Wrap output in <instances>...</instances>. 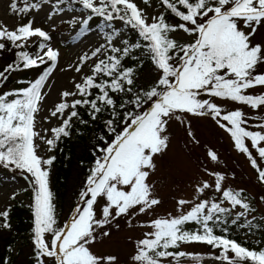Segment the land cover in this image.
Here are the masks:
<instances>
[{
	"label": "snow or ice",
	"instance_id": "obj_1",
	"mask_svg": "<svg viewBox=\"0 0 264 264\" xmlns=\"http://www.w3.org/2000/svg\"><path fill=\"white\" fill-rule=\"evenodd\" d=\"M64 3L11 0L9 11L20 17L43 12L49 22L64 11ZM141 3L146 7L136 0H72L88 12L86 18L69 20L80 25L81 31L93 18H101L109 28L112 22H121L137 39H124L116 46L114 38L120 33L114 30L106 43L68 65L67 70L77 73L79 80L73 77L71 89L61 91L59 100L47 109L44 122L55 119L58 123L42 131L37 129V116L60 50L52 46L50 30L34 26V16L14 28L0 22V55L14 54L0 71V88L12 73L44 66L26 86L0 91V166L19 170L32 190V264H121L116 255L95 253L92 245L98 237L111 235L114 221L118 229L119 219L126 218L131 227L133 217L149 216L161 205L151 177L157 170L156 158L169 148L172 121L185 124L187 135L198 144L187 118L210 117L229 134L234 149L246 156L264 185V167L258 162L264 161V114L257 117L258 123L250 124L243 111V106L264 108V38L256 40L264 29V0H157L160 11L152 13L147 11L151 0ZM48 29H54V24L49 23ZM31 46L36 51H29ZM145 60L151 63L155 79L138 85ZM217 100L240 107L225 111ZM97 122L101 132L94 138L93 161L78 193L84 206H76L71 219L60 225L50 189L56 156L39 153L42 147L53 152L73 131L82 134L76 123ZM206 156L219 163L214 150L208 149ZM204 172L212 182H198L194 192L204 195L213 190L221 198H197L194 204L181 198L176 202L178 215L167 213L142 222L140 227L149 230L132 241L126 264H182L186 256L199 260V254L180 250L191 243L219 250L217 259L227 264H264V248H248L226 234H216L215 227L226 224L237 206L243 211L231 223L245 217L251 229L252 221L246 217L254 209L243 189L226 186L224 172L207 168ZM259 200L264 202V195ZM225 201L231 208L223 206ZM186 205L191 207L185 212ZM10 207L0 211V228L11 229ZM192 222L199 227L190 231L185 225ZM0 264H11L10 258Z\"/></svg>",
	"mask_w": 264,
	"mask_h": 264
},
{
	"label": "rangeland",
	"instance_id": "obj_2",
	"mask_svg": "<svg viewBox=\"0 0 264 264\" xmlns=\"http://www.w3.org/2000/svg\"><path fill=\"white\" fill-rule=\"evenodd\" d=\"M10 2L11 0H0V22L6 24L9 28H14L18 23L27 22L28 18L34 16V26H42L50 30V34L52 35L51 44L54 48H58L61 53L58 67L54 70L49 80L46 81L44 90L48 92V95L42 105L41 112L37 116V129L42 131L43 128H50L58 123L55 119H52L51 123L44 122L43 117L48 115L47 109L51 108L59 100L61 91L71 89L73 77L79 80L77 73L72 70H67L68 65L75 64L78 57L83 53H90L95 47L106 43L107 36L114 30L120 33L119 36L114 38L116 46H121L124 38L132 31L125 29L119 21L112 22L111 28L106 27L105 29L99 28L89 31H79L80 25H73L69 23V20L73 17L77 19L86 18L87 12L78 4L73 5L72 0H65V3L61 5L64 11L49 22H45L43 12L40 14L32 12L28 17H20L10 13ZM52 2L55 3V0H52ZM136 2L141 8L146 7L141 3V0H136ZM151 5V7L147 8L148 12L160 11L155 0H151ZM49 23L54 24V29H48ZM262 38H264V29L260 30V33L256 36V40L259 41ZM185 39L187 38L185 37ZM154 79L155 73L152 70V66H145L142 71L138 72L137 83L140 85L152 82ZM260 91V89L255 90L256 93ZM216 102L221 104L225 111L240 107L231 102L221 100H217ZM243 111L249 116L250 124L258 123L257 117L264 114V108L257 111L243 106ZM187 120L190 121L191 131L199 143L193 142L187 135L185 124L172 121L168 127V133L170 135L169 148L163 156L156 158L157 170L151 177V183L154 184L155 194L162 201L161 205L149 216L138 215L133 217L131 227L128 225L126 218L119 219L120 227L118 229L114 226L116 223L114 221L113 227L110 229L111 235L103 238L98 237L92 245V251L98 254L116 255L121 264H126L132 252V241L140 238L143 232L149 230L140 227L142 222L149 220L152 216H164L167 213L178 215L179 210L176 202L181 198L190 200L193 204L198 202L197 198L218 201L221 198V194L213 190H206L204 195L194 192V188L198 182H202L203 180L212 182V178L205 174V168L224 172L227 176V187L237 190L243 189V195L248 198L252 209H254L250 214H247V217H257L264 223V202L259 200V196L264 195V185L259 183L257 172L250 166L246 156L234 149L229 134L221 129L210 117L189 116ZM208 149H212L218 154V164L210 162L206 156ZM39 154L47 157L52 152L49 153L42 147ZM260 163L264 164V161H260ZM73 171L72 176L69 177L66 183L67 185L63 192L61 204L58 205L53 200L56 208L57 221L60 225L71 219L73 209L76 206L81 208L84 206L81 200H79L81 201L80 204H78L79 201L77 200L78 193L85 179H79L75 176L77 173L76 170L73 169ZM233 173L235 174L234 177L232 175ZM13 194H15V199H22L28 204H32V190L29 182L24 178V174L20 171L6 169L0 176V211H3L13 204L14 199L11 198ZM223 206L231 208L230 204L226 201ZM190 207L191 205H186L183 211L190 210ZM241 211L243 209L237 206V208L231 209L229 216L234 218ZM9 222L11 225L13 224L10 214ZM185 227L191 231L199 226L192 222L186 224ZM217 228L215 227L214 230L219 233L220 231H217ZM244 229L242 236L247 239L257 235L252 228ZM236 230H238L237 227ZM7 233H14L12 226L11 229L0 228L2 238ZM27 235H30V242L25 243L24 238H19L17 245L13 248L15 254L14 264H26V261L28 264H31L28 259L32 255L33 250L31 240L32 229ZM254 239L264 245V237L255 236ZM180 250L206 251L213 250V248L206 244L191 243L181 245Z\"/></svg>",
	"mask_w": 264,
	"mask_h": 264
},
{
	"label": "trees",
	"instance_id": "obj_3",
	"mask_svg": "<svg viewBox=\"0 0 264 264\" xmlns=\"http://www.w3.org/2000/svg\"><path fill=\"white\" fill-rule=\"evenodd\" d=\"M155 1L157 2V0ZM106 27L107 26L104 22H102L101 18H93L91 21H89V24L85 26L86 30L84 31L99 28L105 29ZM79 29V31H81L80 26ZM124 39H127L129 42L135 41L137 39L136 33L132 31ZM28 50L34 52L36 51V48L35 46H31ZM137 55H139V52ZM13 59L14 54L10 52H4L2 55H0V71H2L8 63L12 62ZM126 63H128V61H126ZM145 66L152 65L149 61L145 60L144 65L139 70V72L142 71ZM43 68L44 66H41L39 69H29L12 73L9 77V80L3 85V88H0V91L26 86L29 82L34 81V79L39 76ZM150 83L151 82L145 83L143 85H149ZM81 113L84 115L85 119H88L87 115L84 114L83 109H81ZM75 127L80 128L82 130V134L78 135L76 131H73L72 136L70 138H65L62 142H60L58 148L51 154L56 156V160L51 166L50 189L53 192V200L58 205H60L62 202L63 192L66 188V183L69 177L72 176L74 172L73 169H75L77 172L75 175L76 177L79 179L86 178L87 169L91 166L93 161L91 150L95 143L94 138L97 137L101 132L99 122L92 123L89 126L79 125L76 123ZM81 161H83V163H81ZM258 162L260 163V161ZM260 164L262 167H264V164ZM5 170L6 169L3 166H0V176ZM77 201H79V198ZM80 202L81 201H79L78 204H80ZM9 214L13 222L11 226L12 229H14V233H7L3 238L0 235V260L3 258H10L11 264H14L15 254L13 248L17 245L19 238H24L25 243L30 242V235L27 234L33 228V212L30 204L23 201L22 199L16 198L14 199L13 204H11ZM235 218L236 217L231 218L230 216L226 217L228 222L226 224H220L217 228V231L220 232H216V234H226L229 238L235 239L237 242L248 248H264V245L258 243L254 239L255 236L264 237V223H262L257 217H246L247 220L252 221V229L254 230V233H257V235L247 239L242 236V232L245 230L244 228L248 229L245 223V217H241L239 220H237L236 224H232L231 220ZM236 227L238 230H236ZM224 228L228 229L227 233L223 232L222 229ZM181 251L199 254V260L190 256L183 257L182 264H227V262L223 259H217V257L220 255V252L217 249L206 251ZM33 259V256L30 255V258L28 259L29 263L32 264ZM26 264H28L27 261Z\"/></svg>",
	"mask_w": 264,
	"mask_h": 264
}]
</instances>
